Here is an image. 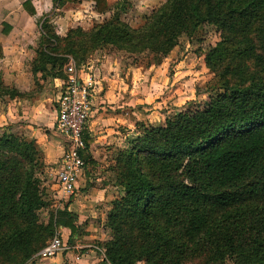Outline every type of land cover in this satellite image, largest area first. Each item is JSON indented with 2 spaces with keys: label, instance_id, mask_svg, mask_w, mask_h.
Listing matches in <instances>:
<instances>
[{
  "label": "trees",
  "instance_id": "trees-1",
  "mask_svg": "<svg viewBox=\"0 0 264 264\" xmlns=\"http://www.w3.org/2000/svg\"><path fill=\"white\" fill-rule=\"evenodd\" d=\"M94 1L96 11L110 14L89 29L62 35L49 17L38 21L35 87L22 91L0 75V97L38 98L39 79L64 78L69 55L80 65L114 47L152 66L205 24L220 32L205 62L219 69L221 90L162 124L141 122L127 146L113 147L111 234L98 242L101 264H264V0H164L137 26L122 18L134 0ZM23 4L35 13L31 2ZM85 142L82 157L95 163L87 130ZM45 167L34 137L0 126V264H27L58 226L70 230L71 244L85 234L67 205L41 219L50 203L41 185Z\"/></svg>",
  "mask_w": 264,
  "mask_h": 264
},
{
  "label": "crops",
  "instance_id": "crops-1",
  "mask_svg": "<svg viewBox=\"0 0 264 264\" xmlns=\"http://www.w3.org/2000/svg\"><path fill=\"white\" fill-rule=\"evenodd\" d=\"M25 1L31 2L34 14L24 6ZM115 1L107 0L108 4ZM163 1L134 0L132 7L145 14ZM128 10L122 14V18L124 16V20L130 23L125 18ZM109 14L96 11L94 0H0V75L6 84H14L22 91L35 87L30 61L35 55L34 47L40 35V19L49 17L57 33L63 35L70 27L78 25L89 29L94 21H101ZM97 53V61L94 63L100 85L92 98L87 124L90 138L88 152L95 159H98L102 149H107L106 146L111 149L127 146L128 137L139 133L135 131V124L146 121V67L131 63L122 66L120 59L114 55L101 53L99 56ZM39 80L43 89L38 98L7 99L2 103L0 126L11 125L15 128L14 132L34 137L44 151L47 164L44 172L47 173L49 169L57 170L65 147V138L56 129L57 99L62 88V78ZM18 127L23 129L18 130ZM101 145L106 146L100 149ZM86 172L84 167L81 180ZM82 181L78 180L76 191L85 187ZM87 182L88 189L75 198L69 197L64 205L76 212L79 221L83 223L85 234L82 238L98 242L108 239L111 234L106 225L109 208L99 210L96 207L110 197L109 185L92 184L95 181L90 177ZM62 230L69 237L70 230L66 227H62ZM87 246L90 248L83 254L85 258L78 255L77 259L82 260V264H101L104 259L103 249L93 243ZM35 264H62L60 253L43 258ZM138 264L145 263L141 261Z\"/></svg>",
  "mask_w": 264,
  "mask_h": 264
},
{
  "label": "rangeland",
  "instance_id": "rangeland-1",
  "mask_svg": "<svg viewBox=\"0 0 264 264\" xmlns=\"http://www.w3.org/2000/svg\"><path fill=\"white\" fill-rule=\"evenodd\" d=\"M126 15L125 18L129 20L130 24L137 26L142 23L144 13L131 7ZM95 22L96 21H94L93 24ZM219 40V30L214 25L205 24L193 37L182 36L178 45L175 46L166 58H164L162 63L158 65L144 66L146 67V121L137 122L135 124V131L137 130V132L140 133L142 130L140 126L141 122H144L146 125L162 124L165 122L166 117L174 114L179 109L186 108L189 103L194 101L204 103L211 95H214L221 90V81L218 78L220 72L219 69L212 70L205 62V53L208 47L216 44ZM97 52H99V56L101 53L114 55L116 58L120 59L122 66H124L123 64L126 66L129 63L140 65L141 62L145 61L143 55H129L125 52L118 51L114 47H106L94 51L85 61L81 62V64L90 61H97ZM70 56L72 55H69V57ZM73 58L78 61L76 57L73 56ZM4 101H7V97H0V110L3 108L2 103H4ZM14 129L15 128L12 127V130ZM20 129L23 128H19L18 130ZM138 134L128 137V140ZM105 146L106 145H101L100 149ZM106 147L107 149H102L101 153L97 156L98 159L94 158L96 160L95 163L85 162L84 167L87 174H85L86 176H83V181L80 179L81 176L79 177V180L82 181V184L85 185V187H81L70 196V198H75L76 195H79L81 192L88 189V177L95 181L92 184H108V193L110 197L108 196L106 201L96 206L99 207V210L109 208V200L111 199V191L113 189L112 172L108 170V158L113 149H111L110 146ZM55 172L56 170L49 169L47 170V173L43 172L40 174L42 178L41 185L45 188V195L50 202L47 207L40 211L41 219L44 222H47L50 212H57V210L63 209L65 206L64 202H66L64 200L60 204L56 201L58 185ZM45 182L48 184H45ZM55 234H59L69 246L60 253L62 264H82L83 261L78 260L77 256L79 255L81 258H85L83 254H86L87 249L90 248L87 244L93 243L99 245V241L96 242V240L84 239L82 238L83 236H80L77 239L76 244H71L68 241V233L63 231L61 226L56 227L52 236ZM51 237L46 240V243ZM38 252L39 250L33 254L27 264H35L43 259V257L37 256Z\"/></svg>",
  "mask_w": 264,
  "mask_h": 264
},
{
  "label": "built area",
  "instance_id": "built-area-1",
  "mask_svg": "<svg viewBox=\"0 0 264 264\" xmlns=\"http://www.w3.org/2000/svg\"><path fill=\"white\" fill-rule=\"evenodd\" d=\"M94 61L77 64L70 56L64 66L65 77L57 99L56 129L65 138L64 152L56 170L57 202L68 199L78 188L85 166L81 152L86 149V130L91 114L92 98L100 85ZM59 234L52 236L37 256L54 257L68 248Z\"/></svg>",
  "mask_w": 264,
  "mask_h": 264
}]
</instances>
